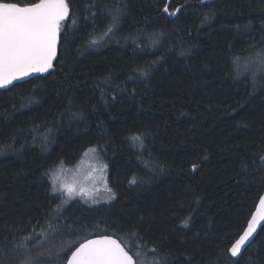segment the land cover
<instances>
[{"label":"trees","instance_id":"trees-1","mask_svg":"<svg viewBox=\"0 0 264 264\" xmlns=\"http://www.w3.org/2000/svg\"><path fill=\"white\" fill-rule=\"evenodd\" d=\"M66 3L52 68L0 88V264H66L105 234L150 264H264V225L229 253L264 192V65L240 72L264 0ZM90 149L111 196L67 202L52 174Z\"/></svg>","mask_w":264,"mask_h":264},{"label":"snow or ice","instance_id":"snow-or-ice-1","mask_svg":"<svg viewBox=\"0 0 264 264\" xmlns=\"http://www.w3.org/2000/svg\"><path fill=\"white\" fill-rule=\"evenodd\" d=\"M179 11V8L172 12H169L167 6L163 8V12L169 15H176ZM68 14L69 6L66 0H39L38 3L28 6L0 0V88L30 73H45L52 68V62L57 55L60 24ZM108 31L110 32L111 28ZM256 59L264 65V56H258ZM132 139L141 140L139 136ZM260 159L264 161V155ZM53 187L54 190L66 191L69 197L91 195L83 189L76 192L67 186L62 189H56L55 185ZM259 203L264 209V197ZM259 219H264V212L253 216L247 229L232 244L229 249L232 256L239 255L242 247L255 231ZM48 227H52L50 222ZM150 251L154 255L156 249ZM136 256L139 257L140 253L137 252ZM25 264L30 262L25 261ZM67 264H138V261L118 240L110 235H102L98 239H84L71 253Z\"/></svg>","mask_w":264,"mask_h":264},{"label":"rangeland","instance_id":"rangeland-1","mask_svg":"<svg viewBox=\"0 0 264 264\" xmlns=\"http://www.w3.org/2000/svg\"><path fill=\"white\" fill-rule=\"evenodd\" d=\"M259 55H254L246 60L241 73L244 74L249 64L259 67L262 65L257 61ZM254 73V72H253ZM53 184L56 189H62L64 186L73 188L76 192L81 189L91 193L90 196L75 195L69 197L66 191L55 190L59 192L65 201H82L86 203H96L106 200L111 196V189L108 181V170L106 164L98 156V152L88 150L82 158L71 167H59L52 174ZM110 190V191H109ZM61 250V249H60ZM28 252H22V255L15 254V260L18 258L28 259ZM48 253H42L38 256H46ZM28 257V258H27ZM138 264H150V261H146L143 255L135 256ZM34 259V257H32ZM6 262V261H5ZM12 262V261H11ZM23 261H13L14 264H22ZM8 263V264H12Z\"/></svg>","mask_w":264,"mask_h":264},{"label":"water","instance_id":"water-1","mask_svg":"<svg viewBox=\"0 0 264 264\" xmlns=\"http://www.w3.org/2000/svg\"><path fill=\"white\" fill-rule=\"evenodd\" d=\"M210 1H214V0H203V3H205V2H210ZM29 5H31V4H29ZM21 6H28V5H21ZM58 43H59V40H58ZM57 49H58V44H57ZM54 61V60H53ZM53 63V62H52ZM39 74H42V73H30L29 75H27V76H23V77H21V78H19V79H17V80H14L12 83H15V82H19V81H23V80H26V79H28V78H31V77H33V76H36V75H39ZM262 197H264V192H263V194L261 195V197H260V199L262 198ZM260 199L258 200V202H257V204H256V207H255V209H254V211H253V213H252V215H251V217H250V219H249V221H248V223L249 222H251V219H252V217L253 216H255V215H257L258 213H260V212H264V209H262L261 208V206H260V203H259V201H260ZM248 223H247V225H248ZM247 225H246V227H245V229L243 230V232L247 229ZM263 225H264V219H259L258 220V222H257V226H256V229H255V231L253 232V234L251 235V237L248 239V241L245 243V245L242 247V249H241V251H240V253H239V255H237V256H232L231 255V253H230V251H229V253H230V256L232 257V258H239L241 255H242V253L244 252V250L252 243V241L255 239V237H256V235L258 234V232L260 231V229L263 227ZM243 232L241 233V235L243 234ZM106 235V234H105ZM102 235H95V236H92V237H89L88 239H98V238H100ZM113 239H116V240H118L123 246H125V244L120 240V239H118L117 237H115V236H113V235H110ZM239 238V237H238ZM237 238V239H238ZM236 239V240H237ZM77 247H79V245L77 246ZM76 247V248H77ZM75 248V249H76ZM125 248H126V250H128L129 251V249L125 246ZM74 249V250H75ZM73 250V251H74ZM72 251V252H73ZM71 252V253H72ZM129 254L130 255H133L130 251H129ZM70 256H71V254H70ZM70 256L68 257V258H70ZM133 258L134 259H136L135 258V256L133 255ZM68 260V259H67ZM66 264H67V262H66Z\"/></svg>","mask_w":264,"mask_h":264}]
</instances>
